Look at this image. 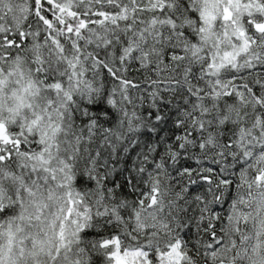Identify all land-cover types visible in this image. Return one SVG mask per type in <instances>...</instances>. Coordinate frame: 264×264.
<instances>
[{"label":"snow or ice","instance_id":"obj_1","mask_svg":"<svg viewBox=\"0 0 264 264\" xmlns=\"http://www.w3.org/2000/svg\"><path fill=\"white\" fill-rule=\"evenodd\" d=\"M97 258L264 264V0H0V264Z\"/></svg>","mask_w":264,"mask_h":264},{"label":"trees","instance_id":"obj_2","mask_svg":"<svg viewBox=\"0 0 264 264\" xmlns=\"http://www.w3.org/2000/svg\"><path fill=\"white\" fill-rule=\"evenodd\" d=\"M89 238H94V234H90ZM96 264H102V260L100 258H97Z\"/></svg>","mask_w":264,"mask_h":264}]
</instances>
